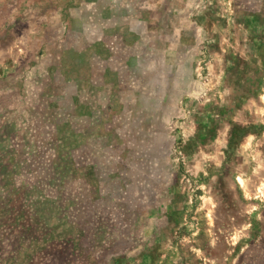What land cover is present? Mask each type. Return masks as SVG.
Segmentation results:
<instances>
[{"label":"rangeland","instance_id":"374dc122","mask_svg":"<svg viewBox=\"0 0 264 264\" xmlns=\"http://www.w3.org/2000/svg\"><path fill=\"white\" fill-rule=\"evenodd\" d=\"M0 264H264V0H0Z\"/></svg>","mask_w":264,"mask_h":264}]
</instances>
